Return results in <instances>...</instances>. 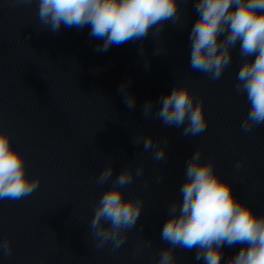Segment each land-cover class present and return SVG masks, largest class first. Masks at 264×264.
I'll return each mask as SVG.
<instances>
[{
    "label": "water",
    "instance_id": "95a60500",
    "mask_svg": "<svg viewBox=\"0 0 264 264\" xmlns=\"http://www.w3.org/2000/svg\"><path fill=\"white\" fill-rule=\"evenodd\" d=\"M195 3H181L180 21L165 22L159 35L150 31L146 39L98 52L103 41L90 38V26L62 25L53 33L40 29L38 0H0V128L25 157L26 174L40 177L31 195L0 199V239L12 243L11 256L0 251V264H158L161 250L170 247L161 239L167 208L182 200L185 162L197 148L202 159L215 160L237 199L264 215V125L241 131L249 104L234 90L243 63L239 44L219 80L192 70ZM185 82L203 99L208 120L195 137L183 136V126L153 118L159 98ZM127 90L136 98L134 109L124 103ZM148 100L154 106L145 118ZM140 134L161 146L167 142L163 160L155 161L151 149L144 151L142 140L133 142ZM110 161L113 178L126 164L133 170L144 166L143 175L123 189L125 198L142 197L143 209L115 251L110 243L97 248L90 229L95 202L111 186V181L98 186L94 178ZM237 161H242L239 171L233 167ZM241 247L224 246L221 264ZM174 252L182 264H204L196 260L195 248Z\"/></svg>",
    "mask_w": 264,
    "mask_h": 264
},
{
    "label": "clouds",
    "instance_id": "9594fccd",
    "mask_svg": "<svg viewBox=\"0 0 264 264\" xmlns=\"http://www.w3.org/2000/svg\"><path fill=\"white\" fill-rule=\"evenodd\" d=\"M23 2L31 4L32 0ZM181 3L186 5L188 0H38V20L40 29L53 33L62 25L78 29L90 26V38L103 41L95 50L106 52L113 45L146 39L150 31L159 35L167 21L178 23ZM194 9L198 19L189 35L190 68L212 81L219 80L231 65L233 48L239 44L243 63L234 90L244 94L249 104L241 131L252 132L264 125V0H197ZM129 84L121 83L118 91L128 89ZM123 98L129 109L135 108L136 98L128 90ZM157 103L161 107L153 118L165 126H183V136L195 137L207 129L204 101L197 99L187 82L175 83ZM153 106L151 100L144 103L145 118L152 114ZM140 140L144 151L152 150L155 161L165 158L166 141L161 146L160 141L154 143L151 136L140 134L133 142L139 145ZM233 167L239 171L242 161ZM113 172L110 161L94 178L98 186L109 181L111 186L95 202L90 229L97 248L110 243L115 251L124 245L128 230L135 227L143 209V198H125L123 189L143 175L144 166L133 170L126 164L115 178ZM161 180L158 177L157 183ZM39 185L40 177L26 174L25 157L12 146L10 133L0 128V199L20 200ZM179 193L182 200L172 201L167 208L169 218L161 239L170 247L161 250L158 264H182L175 256L177 248H195L197 261L221 264L222 248L237 244L242 247L226 264H264V215L237 199L231 182L221 177L213 158L202 159L200 148L185 162ZM0 251L11 256L12 243L7 237L0 239Z\"/></svg>",
    "mask_w": 264,
    "mask_h": 264
}]
</instances>
